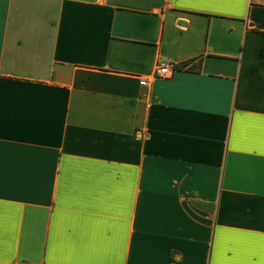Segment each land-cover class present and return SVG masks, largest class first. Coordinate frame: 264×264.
I'll list each match as a JSON object with an SVG mask.
<instances>
[{"label":"crops","instance_id":"1","mask_svg":"<svg viewBox=\"0 0 264 264\" xmlns=\"http://www.w3.org/2000/svg\"><path fill=\"white\" fill-rule=\"evenodd\" d=\"M0 264H264V0H0Z\"/></svg>","mask_w":264,"mask_h":264},{"label":"built area","instance_id":"2","mask_svg":"<svg viewBox=\"0 0 264 264\" xmlns=\"http://www.w3.org/2000/svg\"><path fill=\"white\" fill-rule=\"evenodd\" d=\"M179 70L177 64L160 61L156 64L154 72L151 77H145L140 80V84L145 85L147 82L155 78H169Z\"/></svg>","mask_w":264,"mask_h":264},{"label":"trees","instance_id":"3","mask_svg":"<svg viewBox=\"0 0 264 264\" xmlns=\"http://www.w3.org/2000/svg\"><path fill=\"white\" fill-rule=\"evenodd\" d=\"M193 60H188L180 64V67L182 69L190 70V71H195L199 69V65H194L191 64Z\"/></svg>","mask_w":264,"mask_h":264}]
</instances>
